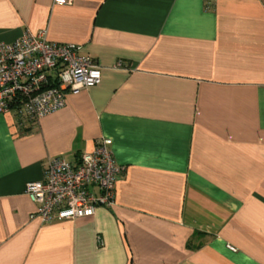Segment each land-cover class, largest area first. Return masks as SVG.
<instances>
[{
	"label": "crops",
	"instance_id": "1",
	"mask_svg": "<svg viewBox=\"0 0 264 264\" xmlns=\"http://www.w3.org/2000/svg\"><path fill=\"white\" fill-rule=\"evenodd\" d=\"M26 31L100 81L36 122L0 113V264H264V0H0V41ZM100 137L114 204L31 219L46 159Z\"/></svg>",
	"mask_w": 264,
	"mask_h": 264
},
{
	"label": "built area",
	"instance_id": "2",
	"mask_svg": "<svg viewBox=\"0 0 264 264\" xmlns=\"http://www.w3.org/2000/svg\"><path fill=\"white\" fill-rule=\"evenodd\" d=\"M53 3L66 5L71 0ZM79 50L75 44L49 41L44 32L26 31L14 41H0V113H11L18 123L36 122L61 109L66 93L97 84L100 66ZM123 170L107 137L96 139L93 149L82 152L74 162L48 157L43 178L28 181L24 187L35 204L30 218L46 224L91 216L97 206L111 207ZM97 240L101 242L100 237Z\"/></svg>",
	"mask_w": 264,
	"mask_h": 264
},
{
	"label": "trees",
	"instance_id": "3",
	"mask_svg": "<svg viewBox=\"0 0 264 264\" xmlns=\"http://www.w3.org/2000/svg\"><path fill=\"white\" fill-rule=\"evenodd\" d=\"M18 122V121H17Z\"/></svg>",
	"mask_w": 264,
	"mask_h": 264
}]
</instances>
